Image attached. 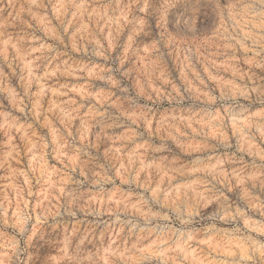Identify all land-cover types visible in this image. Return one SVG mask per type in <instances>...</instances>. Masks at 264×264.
<instances>
[{"label": "rangeland", "instance_id": "374dc122", "mask_svg": "<svg viewBox=\"0 0 264 264\" xmlns=\"http://www.w3.org/2000/svg\"><path fill=\"white\" fill-rule=\"evenodd\" d=\"M0 264H264V0H0Z\"/></svg>", "mask_w": 264, "mask_h": 264}]
</instances>
